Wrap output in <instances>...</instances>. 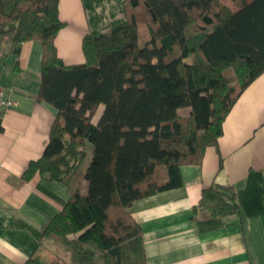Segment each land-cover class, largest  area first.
<instances>
[{
  "label": "trees",
  "instance_id": "trees-1",
  "mask_svg": "<svg viewBox=\"0 0 264 264\" xmlns=\"http://www.w3.org/2000/svg\"><path fill=\"white\" fill-rule=\"evenodd\" d=\"M228 1L235 9L219 0H124L126 23L110 35L84 36V63L67 66L54 43L65 25L59 0H0V39L16 56L24 42H41L37 100L57 111L42 155L21 180L68 183L90 144L87 192L76 189L40 230L12 223L64 247L69 260L33 255L23 264H145L129 208L180 187L181 167L199 165L216 147L236 100L264 73V0ZM230 216H241L232 187L202 190L192 215L199 233L224 227Z\"/></svg>",
  "mask_w": 264,
  "mask_h": 264
},
{
  "label": "crops",
  "instance_id": "crops-1",
  "mask_svg": "<svg viewBox=\"0 0 264 264\" xmlns=\"http://www.w3.org/2000/svg\"><path fill=\"white\" fill-rule=\"evenodd\" d=\"M123 2L59 0L65 25L54 43L60 60L67 66L84 63V36L110 35L123 26ZM42 54L39 41L24 42L16 56L0 39V85L12 101L0 113V264H23L33 255L69 260L64 247L45 238L37 241L28 228L12 227L18 221L42 229L83 186L79 178L84 173L68 183L39 175L21 180L28 163L42 155L57 116L55 108L37 100ZM222 128L216 147L205 150L199 165L181 167L180 187L137 200L129 208L141 229L145 264H264V73L236 100ZM213 184L234 189L241 216L225 218L218 230L199 233L193 208L202 190ZM197 216L208 218L205 212Z\"/></svg>",
  "mask_w": 264,
  "mask_h": 264
},
{
  "label": "rangeland",
  "instance_id": "rangeland-1",
  "mask_svg": "<svg viewBox=\"0 0 264 264\" xmlns=\"http://www.w3.org/2000/svg\"><path fill=\"white\" fill-rule=\"evenodd\" d=\"M219 1L226 2V3L229 4L230 7L234 8V5L232 3H230L228 0H219ZM147 40H148V34H147L146 26L145 25H141L139 27V46H143ZM187 113H188L187 109L180 111V114L182 116L187 115ZM86 145H87L86 146V157L81 162V164L79 166V169H78V171L76 173L77 177H80L84 173L85 168L87 167V165L89 163V160H90V146H89L90 144L87 143ZM79 179H80V181H82V185H83L82 188L80 189V191L85 194L87 192V183L81 177Z\"/></svg>",
  "mask_w": 264,
  "mask_h": 264
},
{
  "label": "built area",
  "instance_id": "built-area-1",
  "mask_svg": "<svg viewBox=\"0 0 264 264\" xmlns=\"http://www.w3.org/2000/svg\"><path fill=\"white\" fill-rule=\"evenodd\" d=\"M12 106V101L7 96L6 90L0 85V113Z\"/></svg>",
  "mask_w": 264,
  "mask_h": 264
}]
</instances>
